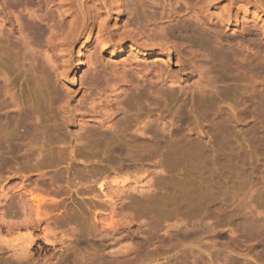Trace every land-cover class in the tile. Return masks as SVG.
I'll list each match as a JSON object with an SVG mask.
<instances>
[{"label": "rangeland", "instance_id": "obj_1", "mask_svg": "<svg viewBox=\"0 0 264 264\" xmlns=\"http://www.w3.org/2000/svg\"><path fill=\"white\" fill-rule=\"evenodd\" d=\"M0 264H264V0H0Z\"/></svg>", "mask_w": 264, "mask_h": 264}, {"label": "bare ground", "instance_id": "obj_2", "mask_svg": "<svg viewBox=\"0 0 264 264\" xmlns=\"http://www.w3.org/2000/svg\"><path fill=\"white\" fill-rule=\"evenodd\" d=\"M142 127V126H141ZM144 132V131H143ZM112 135V134H111ZM114 135V134H113ZM113 135H112V137H113ZM119 135V134H118ZM151 136H152V134H151ZM151 136H150V138H151ZM110 138V137H109ZM114 138V137H113ZM116 138V137H115ZM114 138V139H115ZM119 138V137H118ZM106 139V138H105ZM152 139V143H153V150H156L157 148H158V146H159V142H160V140H159V137H157L156 136V134H154V136L151 138ZM107 140V139H106ZM109 140V139H108ZM107 140V141H108ZM105 141V140H104ZM112 141V140H111ZM115 141V140H114ZM159 141V142H158ZM161 141H163V140H161ZM101 143H102V141H101ZM102 144H104V143H102ZM107 144V143H106ZM106 144H105V146H106ZM176 144V143H175ZM183 144V143H182ZM185 144V143H184ZM181 145V144H180ZM178 147H176V148H178L179 149V144L177 145ZM183 146V145H182ZM182 146H180V148L182 147ZM184 147V146H183ZM127 148V147H126ZM126 150V149H125ZM131 150V149H130ZM152 151V150H151ZM120 153V152H119ZM133 153H134V151H133ZM151 153V152H150ZM121 154H123V153H121ZM121 154H119V155H121ZM129 154V153H128ZM131 155V154H130ZM128 157V156H127ZM136 157V156H135ZM140 157V156H139ZM203 172V171H202ZM200 174V173H199ZM202 174V173H201ZM205 175V174H204ZM195 176H200V175H196L195 174ZM194 176V177H195ZM201 177H203L204 178V176L202 175ZM203 178H196L195 180H197L196 181V183H193V182H195V180L193 181V179H192V177H190V180H188V182H189V187H191L192 188V190H189V192L187 193V196H185V194H184V197H186V199H189V201L192 203V202H194V203H197L198 204V202H200V196H201V200L204 198V193H205V189L207 188V186L204 184V180H203ZM185 184H187V183H185ZM188 185V184H187ZM187 187V186H186ZM185 189H187V188H185ZM188 190V189H187ZM204 195V196H203ZM203 197V198H202ZM182 199H185V198H183V197H181ZM180 198V199H181ZM175 199V198H174ZM181 199V200H182ZM178 200V199H177ZM180 200H178V202H179ZM187 201V200H186ZM188 201V202H189ZM196 201H198V202H196ZM173 202V201H172ZM174 202H177V201H174ZM184 202V204H185V200L183 201L182 200V203ZM189 202V203H190ZM187 203V202H186ZM180 204V203H179Z\"/></svg>", "mask_w": 264, "mask_h": 264}]
</instances>
